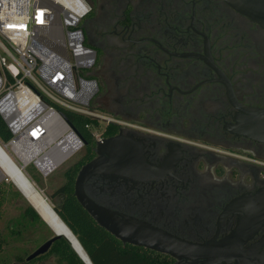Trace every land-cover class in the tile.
I'll return each mask as SVG.
<instances>
[{"label":"flooded vegetation","instance_id":"1","mask_svg":"<svg viewBox=\"0 0 264 264\" xmlns=\"http://www.w3.org/2000/svg\"><path fill=\"white\" fill-rule=\"evenodd\" d=\"M98 1L82 27L114 121L73 162L104 161L85 193L202 247L150 249L170 264H264V29L224 0Z\"/></svg>","mask_w":264,"mask_h":264},{"label":"built area","instance_id":"2","mask_svg":"<svg viewBox=\"0 0 264 264\" xmlns=\"http://www.w3.org/2000/svg\"><path fill=\"white\" fill-rule=\"evenodd\" d=\"M90 12V0H0V116L12 134L4 146L19 159L36 149L32 161L49 163L72 149L68 161L82 150L60 108L95 120L86 127L97 140L114 121L91 110L100 86L81 25ZM36 166L44 177L57 169Z\"/></svg>","mask_w":264,"mask_h":264},{"label":"trees","instance_id":"3","mask_svg":"<svg viewBox=\"0 0 264 264\" xmlns=\"http://www.w3.org/2000/svg\"><path fill=\"white\" fill-rule=\"evenodd\" d=\"M85 43L89 45L87 42ZM60 111L80 132L85 141H87V148L92 153V148L96 144V138L86 125L91 123L97 124V122L88 116L76 114L64 108H60ZM112 128L110 126L107 127L106 133L110 134ZM11 137L10 130L0 116V143H7ZM83 162V160H78L77 163L70 164L64 171V182L56 192L62 200L58 205H54L53 208L78 239L92 264H170L165 256L150 249L124 244L106 229L98 225L93 217L80 205L74 195V186L76 176ZM29 180L32 182L30 178ZM6 187L9 190L7 194ZM10 192H12L11 197L22 198L28 203L14 183L2 182L0 184V208L6 197L9 199ZM26 210V214L30 220L39 222L42 226L48 228L47 223L30 204H28ZM52 256L56 258L58 264H85L65 237L57 239L50 251L46 255H43L42 260ZM18 261L21 262V259H18Z\"/></svg>","mask_w":264,"mask_h":264},{"label":"water","instance_id":"4","mask_svg":"<svg viewBox=\"0 0 264 264\" xmlns=\"http://www.w3.org/2000/svg\"><path fill=\"white\" fill-rule=\"evenodd\" d=\"M224 1L227 4H229L234 10L238 11L247 18L253 20L264 29V0H224ZM207 57L212 58L209 52ZM71 127L83 138L80 132L72 124ZM100 143L101 142H99V144ZM103 165H104V161L98 159L83 166L82 169L79 171V174L77 175L75 181V191H74V195L77 198L80 205L89 213L90 216L93 217V219L97 222L98 225L106 229L117 239L121 240L124 244H131L134 246L145 247L151 250H155L158 252L171 254V255H185V254L197 255L198 254L197 252L202 250V247L200 246L185 243L180 239H177L171 235H168L158 229H155L147 225L145 222L137 218L128 216L118 211L107 209L96 203L94 200H92L85 193L84 184L87 178L93 172L101 168ZM52 210L53 213H55L54 208H52ZM55 215L58 216L57 213ZM69 231L71 232L70 229ZM60 237L62 236L55 234V236L48 239L40 247H38L33 253H31L26 260L32 261L40 256L46 255L52 248L55 241ZM68 241L85 264H92L88 256L87 257L89 261L87 262L77 252L73 243L70 242V240ZM75 241L79 245H81L76 237H75Z\"/></svg>","mask_w":264,"mask_h":264},{"label":"rangeland","instance_id":"5","mask_svg":"<svg viewBox=\"0 0 264 264\" xmlns=\"http://www.w3.org/2000/svg\"><path fill=\"white\" fill-rule=\"evenodd\" d=\"M98 2L99 4H102L105 0H99ZM99 16L100 9L98 8L96 10L95 19H92V21L88 24L89 27H92L93 23L95 24L98 22ZM87 22L88 19L85 18L81 25L84 26ZM90 34L95 35L97 32L91 31ZM104 57L105 55L103 54L101 58ZM96 74L99 76L98 71ZM101 99L100 94L94 98L91 104V110H98L97 108L101 109ZM0 144L5 148L14 162L23 169L25 175L32 180L37 190L43 194L45 199H47V203L51 206V208H53L54 205H58L62 199L60 195L56 194V192L64 182V171L70 164L79 158L81 151L73 158L63 163L49 176L44 177L39 172L34 161L24 165L22 159H19L10 147L6 148L4 143ZM2 182L10 183L12 181L7 176L4 177L1 175L0 184ZM5 189L7 190V194L9 190L7 187ZM11 193L12 192L9 193V199L6 197V200L0 208V264H14L18 261V259H21V262L24 261L44 242L55 236L54 231L49 227V225L48 228H45L39 222L30 220L26 214V209L28 204H30L29 202L27 203L22 198L11 197ZM52 196H54V198H52ZM41 262H44L45 264H58L56 258L53 256L45 260H41Z\"/></svg>","mask_w":264,"mask_h":264},{"label":"bare ground","instance_id":"6","mask_svg":"<svg viewBox=\"0 0 264 264\" xmlns=\"http://www.w3.org/2000/svg\"><path fill=\"white\" fill-rule=\"evenodd\" d=\"M36 149L29 150L28 154L22 158L24 165L29 164L37 155ZM72 149H68L60 154H58L52 162L42 163L41 160L37 161V165L46 168V171L55 170L60 167L63 162H65L71 153ZM3 175L7 176L19 191L25 196V198L30 202L32 207L38 212L41 218L49 225V227L54 231L55 234L61 235L73 243L77 252L84 258L85 261H89L86 252L75 241L73 233H71L68 227L56 216V212L53 213L51 206L47 203V199L40 193L36 186L29 180V178L23 172V169L18 166L0 144V177ZM48 204V205H47Z\"/></svg>","mask_w":264,"mask_h":264}]
</instances>
